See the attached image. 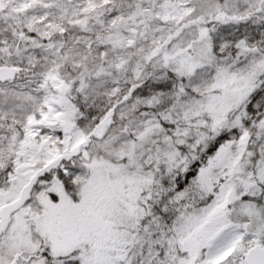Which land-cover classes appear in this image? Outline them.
I'll return each mask as SVG.
<instances>
[{
    "label": "snow or ice",
    "instance_id": "obj_1",
    "mask_svg": "<svg viewBox=\"0 0 264 264\" xmlns=\"http://www.w3.org/2000/svg\"><path fill=\"white\" fill-rule=\"evenodd\" d=\"M0 264H264V0H0Z\"/></svg>",
    "mask_w": 264,
    "mask_h": 264
}]
</instances>
